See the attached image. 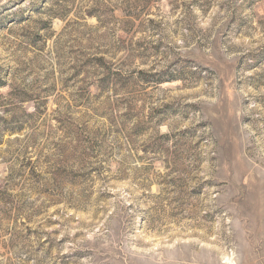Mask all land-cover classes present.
<instances>
[{
    "label": "rangeland",
    "instance_id": "rangeland-1",
    "mask_svg": "<svg viewBox=\"0 0 264 264\" xmlns=\"http://www.w3.org/2000/svg\"><path fill=\"white\" fill-rule=\"evenodd\" d=\"M0 264H264V0H0Z\"/></svg>",
    "mask_w": 264,
    "mask_h": 264
}]
</instances>
